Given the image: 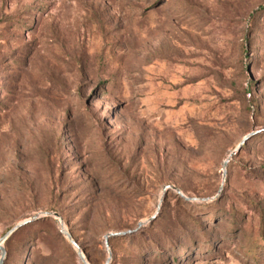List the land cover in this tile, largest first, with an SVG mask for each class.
<instances>
[{
    "label": "rangeland",
    "instance_id": "374dc122",
    "mask_svg": "<svg viewBox=\"0 0 264 264\" xmlns=\"http://www.w3.org/2000/svg\"><path fill=\"white\" fill-rule=\"evenodd\" d=\"M0 245L264 264V0H0Z\"/></svg>",
    "mask_w": 264,
    "mask_h": 264
},
{
    "label": "water",
    "instance_id": "95a60500",
    "mask_svg": "<svg viewBox=\"0 0 264 264\" xmlns=\"http://www.w3.org/2000/svg\"><path fill=\"white\" fill-rule=\"evenodd\" d=\"M248 137V135H246L244 138ZM237 150V148H236ZM227 163V160L224 161L223 167H225ZM168 188L170 189H175L176 192L180 193V191L178 189H176L173 185L168 184L166 186L163 187V192H165ZM53 216L57 217V213L56 212H50ZM27 220H24L22 222L17 223L15 226H13L11 229H9L4 236L2 237V240L6 239L11 233H13L18 227H20L22 225L23 222H26ZM59 223H61V220H58ZM61 231L62 233L68 238V240L75 246H77L76 242L72 239L71 235L68 233V231L63 227V224L61 223ZM128 231H120V232H109L104 236L105 239V245L108 246V238L111 236H116V235H123ZM0 252H1V259H0V264H2V257L5 255V249L3 246L0 245ZM80 255V253H79ZM81 256V255H80Z\"/></svg>",
    "mask_w": 264,
    "mask_h": 264
},
{
    "label": "trees",
    "instance_id": "16d2710c",
    "mask_svg": "<svg viewBox=\"0 0 264 264\" xmlns=\"http://www.w3.org/2000/svg\"><path fill=\"white\" fill-rule=\"evenodd\" d=\"M19 228V227H18Z\"/></svg>",
    "mask_w": 264,
    "mask_h": 264
}]
</instances>
